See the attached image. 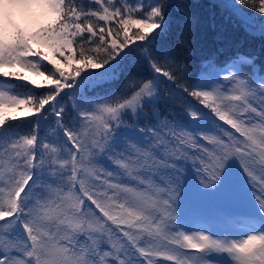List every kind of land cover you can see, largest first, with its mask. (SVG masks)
<instances>
[{
	"label": "snow or ice",
	"instance_id": "obj_1",
	"mask_svg": "<svg viewBox=\"0 0 264 264\" xmlns=\"http://www.w3.org/2000/svg\"><path fill=\"white\" fill-rule=\"evenodd\" d=\"M16 3L24 26L13 27L8 39L0 40V76L33 88L23 98L0 91V264H160L158 258L176 264H264V80L256 85L241 74L252 61L241 57L245 63L234 60L228 66L224 80L238 94H228L219 85L196 90L212 87L215 80L210 84L198 77L192 84L182 83L178 74L186 72L187 65L171 50L169 0ZM237 3L264 13V0L228 5L242 14ZM176 7L192 21L186 6ZM179 42L187 45L184 33ZM44 61L54 71H42ZM144 65L152 71L150 79L134 71ZM216 67L209 60L202 75L212 76ZM97 69L104 70L88 71ZM25 72L54 87L36 93L45 85ZM214 74L218 77L219 71ZM122 75L119 93L97 91ZM160 76L200 100L214 116L193 108L182 116L169 112L161 121ZM65 89L72 90L66 95L79 98L71 110L62 97ZM256 97L259 109L250 102ZM8 109L25 115H10ZM129 114L149 122L129 125ZM29 117L34 119L27 132L9 123ZM50 117L55 119L41 133V123L47 125ZM216 118L243 139L223 129ZM50 135L56 140H48ZM198 138L210 147L200 145ZM56 141L64 146L57 147ZM188 148L203 155L190 159ZM105 159L136 183L93 182L91 178L100 180ZM45 173L48 178L42 182ZM245 178L256 200L255 214L231 203L242 198ZM178 194L188 200L212 195L221 201L229 209L221 217L224 228L191 235L181 231ZM230 231L243 235L233 238ZM173 245L196 250L197 255L193 259L185 253L187 259H182L173 254Z\"/></svg>",
	"mask_w": 264,
	"mask_h": 264
},
{
	"label": "trees",
	"instance_id": "obj_2",
	"mask_svg": "<svg viewBox=\"0 0 264 264\" xmlns=\"http://www.w3.org/2000/svg\"><path fill=\"white\" fill-rule=\"evenodd\" d=\"M80 2L85 5L88 4V0H80ZM128 2L136 3V0H128ZM144 2L147 3L148 0H144ZM152 2H156V0H152ZM236 2L237 0H169V3L172 5L169 11L172 24V39L170 40L171 50L178 62L187 65V71L178 74L182 83L192 84L193 81L202 74L204 66H206L209 60H214L217 66L216 68H221L234 60L238 61L241 57H244L251 60L253 63L241 69V72L246 77L264 74V32L261 30L262 26H264V13H260L256 7H252L251 5H239L237 3V7L242 13L237 14L232 8L228 7V5ZM252 3L258 5L259 0H252ZM178 5L187 7L188 12L193 18L191 22H187L183 13L177 10L176 6ZM92 7L95 8L96 5H92ZM99 23L104 24L105 22ZM109 26H114V24ZM132 31H136V29L133 28ZM181 33L187 36V45L179 42ZM85 35H87V33H85ZM32 59L35 60L37 58L32 57ZM245 62L246 61L242 63ZM113 63L115 62L113 61ZM5 69H7V71H13L12 69ZM41 70L46 73L49 70L54 71L53 66L47 61L43 62ZM103 70L104 69L88 71L102 72ZM15 71L21 70L16 69ZM134 71L145 80L150 79L153 75L151 69L146 65L141 66L138 70L134 69ZM85 74L86 73H82V75ZM24 75L29 76L30 79H35L38 84L45 85L43 88H36V93H44L49 87H54L49 85L43 77H38L28 72H25ZM159 79L162 81V83L159 84V93L163 97L158 105L161 121L164 117L169 116V112L176 114L185 112L180 108L182 102L188 103L192 101L195 105H200L204 112H208L206 110L208 107L204 106L197 98L192 97L190 93L182 92L173 81H169L163 76H160ZM124 82L125 75H122L118 81L105 86V88L98 89L97 91L100 93H107L110 89H116L117 93H119ZM0 84L4 85L1 89H5L9 94H19L21 98L28 94L33 88L30 84L26 85L24 81L2 76H0ZM66 94L68 93L62 94V97L66 99L69 105L68 108L71 110L72 105L76 103L79 98L73 96L72 99L71 96ZM124 94L128 95V92ZM90 95L95 97V93H91ZM208 110L211 111V109ZM6 111L10 115L21 117L25 115L24 111H18L16 109H8ZM71 113L75 116L74 110ZM129 118L130 122L133 123L135 117L131 118L129 116ZM33 119L34 117H29L27 121H10L9 123L14 126L16 131L27 132L31 129V121ZM169 119H171V117H169ZM148 122L149 121L146 123ZM151 122L158 123L155 120ZM42 126L43 125L40 126L41 133L44 132ZM171 139L174 140L175 138L171 137ZM60 146H64L62 142ZM116 177H118L117 174ZM93 182L102 184L100 180H95ZM192 215L202 217L203 219L205 218L206 220L209 219V216L205 217L204 214L196 208L194 212L188 214V216H183V218L189 220L188 217ZM81 239L83 240V237H81Z\"/></svg>",
	"mask_w": 264,
	"mask_h": 264
},
{
	"label": "rangeland",
	"instance_id": "obj_3",
	"mask_svg": "<svg viewBox=\"0 0 264 264\" xmlns=\"http://www.w3.org/2000/svg\"><path fill=\"white\" fill-rule=\"evenodd\" d=\"M238 61L240 63L244 62L242 60H238ZM230 64L231 63L227 64L224 67L214 69L212 76L205 77V76H203L201 74L199 76L200 78L206 79L210 84L212 83L213 80H215V84H212V87L203 88V89L198 88L196 90L211 91L213 87H215L216 85H219L228 94H238V93H232L231 92V87H232L231 84L228 81L224 80V77L226 75H228V66ZM12 70H16V69H12ZM4 71H7V69H4ZM216 71H219V76L218 77L215 76V74H214ZM241 74L243 76H245L242 72H241ZM248 78H251V80L254 82V84L258 85L262 80H264V74L254 75V76H252V77L250 76ZM0 91H5V89H1L0 88ZM158 91H159V89H158ZM66 92L67 93H71L72 90L71 89H65L64 93H62V94L64 95ZM71 97L73 99V96H71ZM64 101H65L66 105L69 107V105L66 102V99H64ZM250 102L253 104L254 107H257L258 109L261 107L260 98L259 97H256V98L252 99ZM233 103L239 104L240 102H233ZM70 106H71V104H70ZM204 106H206V105L204 104ZM180 108H181V110H183L185 112L186 111H190L193 108L203 111V109L200 107V105H195V103L192 102V101H190L188 103L182 102V105H181ZM208 109H206L208 111L207 113H209V115H213L214 116V114L211 111H209ZM183 113L184 112L181 113V116H182ZM71 115H73V114L71 113ZM251 115L255 116V114H251ZM129 116L131 118L135 117V120L133 122H138L141 125H145L146 122H147L144 119H139L138 116H133L132 114H129L126 117L129 125H131V123H132V122H130ZM242 118H244L245 120H248L249 117H248V115H244ZM54 119H55L54 117H50L48 122H47V125L45 123H43V122L41 123V125H43L42 128H44V131H45V129L48 126H50L52 124V121ZM65 119L67 120V117ZM216 119L218 121V118H216ZM218 123L221 125V127L223 129L231 131L236 137H239L240 139H243L242 137H240L239 133H236L235 130L231 128L230 125H227L223 121H218ZM161 126H162V123H161ZM55 139L56 138L54 136H51V135L48 137V140H55ZM61 142L62 141H60V142L56 141V146L59 147ZM198 143L200 145H204L205 147H210L208 142L203 140L202 138H198ZM172 146H175V145H172ZM183 147L187 148L188 146L185 145ZM188 151L190 153V159H191V156L195 155V154L203 155V152L201 151V152L198 153L197 149L188 148ZM107 171H112L113 176L112 177H108L106 175ZM256 171H259V167L258 166L256 168ZM116 174L118 175V177H116ZM141 174L142 175L144 174L143 170H141ZM47 178H48V173H45L43 175L42 182L46 181ZM152 178L156 181V183H159L161 185L163 184V182L159 179V175H155ZM256 178L259 179V176H257ZM91 179L93 181H95V179H93V178H91ZM100 181L102 182V184L105 181H110L112 183H125V184L136 183L134 181H131V179L129 177L124 175L123 174V169L118 168L114 164V161L107 160V159L103 160V166L100 169ZM138 186L139 187H145L144 185H138ZM204 190L206 192H209V193L214 192V190H212V189H204ZM241 197L242 198L240 200L232 201L231 203L233 205L242 207V209L244 211H246V212L254 213V214L258 212V208H257V205H256L255 197H254L253 192H252V188L247 183L246 178L243 180V189H242ZM177 201H178V207H179V211L177 212V219L179 220L180 224L184 225V227L181 229V231H185L187 234L191 235L193 232L201 231V230L208 229V228H211L214 231H219L222 228H224V224L221 223V217H222L223 213L225 211H228L229 209H228V207L225 204H223L221 201L216 199L214 196L209 195L206 198L192 197L191 199L188 200V198L186 196H182V194H178ZM195 208L197 210L201 211L204 214L205 217L209 216L208 217L209 219L206 220L205 218L203 219L202 217H196L194 215L188 217L189 220L183 218V216H186V215L188 216V214L194 212ZM242 235H243L242 232L230 231V236L233 237V238H235L237 236H242ZM104 247H107V245H104ZM171 247H174V248L177 249L176 253H173V254L178 255L182 259H187V257L185 256V253H188V255L192 256L193 259L197 255L196 250L180 249V248H178V246H174V245L171 246ZM225 256H226V254H225ZM159 261H160V264H176V261H168V260H166L164 258H160Z\"/></svg>",
	"mask_w": 264,
	"mask_h": 264
},
{
	"label": "clouds",
	"instance_id": "obj_4",
	"mask_svg": "<svg viewBox=\"0 0 264 264\" xmlns=\"http://www.w3.org/2000/svg\"><path fill=\"white\" fill-rule=\"evenodd\" d=\"M0 40L9 38V33L13 27L24 26V21L20 12V5L16 0H0Z\"/></svg>",
	"mask_w": 264,
	"mask_h": 264
}]
</instances>
